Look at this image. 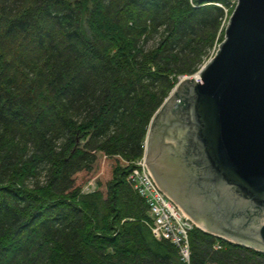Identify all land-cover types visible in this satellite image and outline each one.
Listing matches in <instances>:
<instances>
[{"label": "trees", "instance_id": "1", "mask_svg": "<svg viewBox=\"0 0 264 264\" xmlns=\"http://www.w3.org/2000/svg\"><path fill=\"white\" fill-rule=\"evenodd\" d=\"M233 9L0 0V264H187L153 235L128 177L153 117L224 39ZM190 241V264H264L200 228Z\"/></svg>", "mask_w": 264, "mask_h": 264}, {"label": "water", "instance_id": "2", "mask_svg": "<svg viewBox=\"0 0 264 264\" xmlns=\"http://www.w3.org/2000/svg\"><path fill=\"white\" fill-rule=\"evenodd\" d=\"M219 46L153 117L145 164L205 231L264 252V0H237Z\"/></svg>", "mask_w": 264, "mask_h": 264}, {"label": "built area", "instance_id": "3", "mask_svg": "<svg viewBox=\"0 0 264 264\" xmlns=\"http://www.w3.org/2000/svg\"><path fill=\"white\" fill-rule=\"evenodd\" d=\"M216 4L223 6L222 3ZM236 4L237 0H233L232 5L235 7ZM202 67L203 64L200 69ZM195 77L197 80H200L197 75H195ZM145 163L146 159L144 153L142 157L135 161V166L129 174L128 181L140 196L145 199L149 206V213L152 219L149 225L153 235L159 240H167L174 244L178 249L181 260L190 264L192 259L190 233L193 229L201 227L190 219L179 206L158 187L147 170Z\"/></svg>", "mask_w": 264, "mask_h": 264}, {"label": "rangeland", "instance_id": "4", "mask_svg": "<svg viewBox=\"0 0 264 264\" xmlns=\"http://www.w3.org/2000/svg\"><path fill=\"white\" fill-rule=\"evenodd\" d=\"M229 1V5H230V7H232L233 5V0H228ZM223 5V4H222ZM235 8V7H234ZM227 11H228V9H226ZM232 13V12H231ZM231 13L228 15V17L226 18V22H225V27H226V25H227V22H228V20H229V17H230V15H231ZM223 40H220L219 42H217L216 44H215V46L213 47V49L211 50V52H210V54H209V56L206 58V60L204 61V63H203V65H205L212 57H214V54L218 51V49H219V45L221 44V42H222ZM151 42H153V41H151ZM200 70V69H199ZM199 70L196 72V73H194V74H192V75H184V76H191V77H195V75L197 74V73H199ZM184 76H181L180 78H179V81L180 80H183L184 79ZM178 81V82H179ZM179 86V83H178V85H177V87ZM177 89V88H176ZM177 102V101H176ZM144 153H146V152H144ZM145 159H146V154H145ZM94 184H95V182L94 181H92L91 183H90V185H89V187H86L85 189L86 190H90V189H92V188H94ZM201 229V228H200ZM202 230H204L205 231V229H203L202 228ZM212 234V233H211ZM213 235H216V234H213ZM217 236V235H216Z\"/></svg>", "mask_w": 264, "mask_h": 264}, {"label": "bare ground", "instance_id": "5", "mask_svg": "<svg viewBox=\"0 0 264 264\" xmlns=\"http://www.w3.org/2000/svg\"><path fill=\"white\" fill-rule=\"evenodd\" d=\"M196 75L199 76V73H197Z\"/></svg>", "mask_w": 264, "mask_h": 264}]
</instances>
